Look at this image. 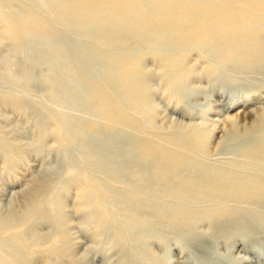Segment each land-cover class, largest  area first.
<instances>
[{
  "label": "rangeland",
  "instance_id": "374dc122",
  "mask_svg": "<svg viewBox=\"0 0 264 264\" xmlns=\"http://www.w3.org/2000/svg\"><path fill=\"white\" fill-rule=\"evenodd\" d=\"M258 2L264 7V0ZM258 14L264 23V13ZM38 15L43 28L34 34L39 38L59 35L80 49L86 39L59 22L45 0H0V264H119L121 249L129 245L125 238L141 222L129 223L113 199L126 195L167 204L180 202L182 194L173 199L136 197L125 182L108 179L84 161L75 149L77 137H71L52 98L55 85L48 65L37 62L24 34L23 24ZM93 16L90 23L96 21ZM113 42L117 46L120 39ZM125 42L127 68L141 88L134 91L136 84H130L129 91L121 83L123 72L115 81L117 89L110 78L94 74L90 82L116 104L121 119L102 112L84 117L106 129H120L146 150L150 146L156 153L190 159L200 170L212 167L264 177V60L244 55L216 59L196 46L171 47L161 54L170 55L180 67L174 66L178 75L166 76L144 42ZM92 97L85 92V100ZM97 192L104 204L98 195V203L94 200ZM242 208L263 224L254 233L232 231L218 237L208 221L193 224L192 231L202 239L216 240L211 264H264V209ZM139 233L134 240L148 264H205L170 236L147 239L145 232ZM243 242L255 247L252 252L243 250Z\"/></svg>",
  "mask_w": 264,
  "mask_h": 264
},
{
  "label": "bare ground",
  "instance_id": "6f19581e",
  "mask_svg": "<svg viewBox=\"0 0 264 264\" xmlns=\"http://www.w3.org/2000/svg\"><path fill=\"white\" fill-rule=\"evenodd\" d=\"M258 1L45 0L59 22L74 34L86 38L82 50L59 35L53 38L36 36L34 33L43 28V23L38 21L39 15L23 24L34 58L48 65L55 85L52 98L60 107L59 114L69 127L71 137H77L75 149L89 167L108 179L125 182L136 197L148 194L173 199L176 194H182L180 202L167 200V204L162 200L140 202L138 198L126 195L113 199L112 203L126 212L124 217L129 223L142 224L137 223L136 232L130 231L132 234L125 238L129 245L121 249L119 264H148L144 252L137 249L134 240L139 232L141 235L145 232L144 238L149 235L163 239L170 236L190 248L197 260L211 264L209 255L215 253L216 240L202 239L192 231L193 224L208 221L218 237L232 231L254 233L257 226L263 224L249 217L242 207L264 209V177L257 176V173H233L212 167L203 171L190 159L170 157L163 151L156 153L150 146L146 150L144 145L120 129L101 127L94 118L84 115L93 114L94 117V113L102 112L106 117L120 121V110L115 109L116 104L105 96L103 89H96L89 78L99 73L116 84L123 72L121 83L131 91L132 85H129L136 84V81L127 68L130 53L125 50V41L129 40L144 42L151 48L162 62L166 76L178 75L173 70L174 66L180 67L170 55L161 54L162 49L171 47L196 46L216 59L244 55L264 60V23L258 17L259 12L264 13V7ZM92 14L96 21L90 23ZM94 32H97L95 36L92 35ZM115 38L120 39L117 46L111 43ZM117 85L114 89L118 88ZM139 86L136 84L134 91H138ZM85 92L93 95L89 101L85 100ZM129 145H134L137 151L131 150ZM143 154L151 156L144 158ZM156 159L160 162L157 163ZM93 195L97 203V195L101 204L106 202L100 192ZM184 205L187 210H182ZM168 222L173 225H167ZM19 246L16 248L20 249ZM242 248L245 252H252L255 247L243 242ZM21 250L14 252L19 256Z\"/></svg>",
  "mask_w": 264,
  "mask_h": 264
}]
</instances>
